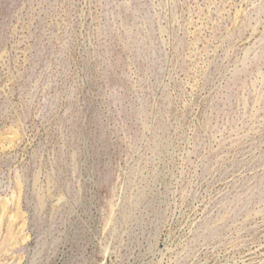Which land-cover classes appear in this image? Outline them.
<instances>
[{
	"label": "rangeland",
	"instance_id": "rangeland-1",
	"mask_svg": "<svg viewBox=\"0 0 264 264\" xmlns=\"http://www.w3.org/2000/svg\"><path fill=\"white\" fill-rule=\"evenodd\" d=\"M0 264H264V0H0Z\"/></svg>",
	"mask_w": 264,
	"mask_h": 264
}]
</instances>
